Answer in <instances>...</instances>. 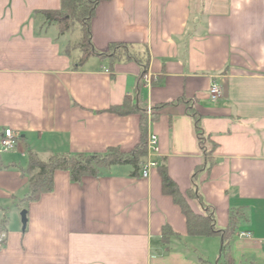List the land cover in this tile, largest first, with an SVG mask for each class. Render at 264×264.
Instances as JSON below:
<instances>
[{
	"label": "crops",
	"instance_id": "obj_1",
	"mask_svg": "<svg viewBox=\"0 0 264 264\" xmlns=\"http://www.w3.org/2000/svg\"><path fill=\"white\" fill-rule=\"evenodd\" d=\"M60 6L0 0V138L6 129L19 137L14 151L0 155V264L222 263L221 238L188 235L159 168L146 179L116 165L79 183L58 171L53 192L18 206L29 190L22 174L29 152L47 160L135 149L140 115L108 110L138 93L148 109L147 142L158 137L152 159L167 165L183 194L197 187L206 208L195 199L189 205L197 213L210 209L219 228L241 212L233 264H264V0L100 2L91 19L96 51L120 44L149 54L150 85L144 62L93 56L77 68L81 51H71L69 32L61 35L42 14ZM214 82L223 89L217 102L210 97ZM190 108L216 144L213 165L197 176L205 156ZM165 226L174 235L166 243Z\"/></svg>",
	"mask_w": 264,
	"mask_h": 264
},
{
	"label": "trees",
	"instance_id": "obj_2",
	"mask_svg": "<svg viewBox=\"0 0 264 264\" xmlns=\"http://www.w3.org/2000/svg\"><path fill=\"white\" fill-rule=\"evenodd\" d=\"M104 0H61V6L58 10L44 11L47 22L54 23L60 34L71 32L76 23L82 26L83 36L76 44L81 51V57L77 62V68L82 67L91 57H110L114 59L135 60L139 63L144 62L142 78L148 74V65L150 61L149 54L144 58L130 51L128 46L114 44L109 52L99 53L96 51L91 40V19L100 2ZM69 51V47L67 49ZM108 112L121 116H127L133 113L139 114L141 123L140 143L131 152H123L119 148H110L104 154H85V153H54L47 160L41 159L36 153H28V166L22 170L24 177L29 180L28 193L18 202V206L25 207L30 203L37 202L44 194L53 192L55 188V174L58 171H65L70 174L71 181L79 183L86 176L98 177L109 168L116 165H130L133 168L132 176H139L141 168L147 156V125L148 109L143 105L141 93L136 95L135 99L127 97L124 104L111 107ZM190 114L195 122V129L198 139L204 152L205 162L197 167L195 176L205 169L210 168L213 163V152L216 144L212 143L205 135L202 128V119L200 115L190 108ZM157 114L152 115V119H157ZM162 177L163 191L172 196L175 203L180 206L187 218L188 235L191 237H220L222 239L221 264H233L231 244L236 235L241 230L240 222L244 215L241 212L233 211L230 214V222L227 228L221 229L217 226L215 216L210 209L204 213L195 212L189 205L188 199L199 200L205 209L202 197L197 191V187H192L187 194H183L168 173L166 164L158 166ZM3 232L0 229V233ZM174 236L171 228L165 226L163 229V242L169 241ZM199 264H213L202 258Z\"/></svg>",
	"mask_w": 264,
	"mask_h": 264
},
{
	"label": "built area",
	"instance_id": "obj_3",
	"mask_svg": "<svg viewBox=\"0 0 264 264\" xmlns=\"http://www.w3.org/2000/svg\"><path fill=\"white\" fill-rule=\"evenodd\" d=\"M148 85L153 81L152 77L148 74L144 76ZM223 96L222 87L214 82L210 88V97L213 102H217ZM151 111H149L150 113ZM19 142V137L14 133L12 129H6L0 138V155L3 153L14 151ZM159 143L157 135L153 134L149 137L147 142V157L142 166L141 175L143 178H149L153 169L158 168L159 163L152 159L153 156L159 153ZM245 235V234H244ZM6 239V233H0V250L4 247Z\"/></svg>",
	"mask_w": 264,
	"mask_h": 264
},
{
	"label": "rangeland",
	"instance_id": "obj_4",
	"mask_svg": "<svg viewBox=\"0 0 264 264\" xmlns=\"http://www.w3.org/2000/svg\"><path fill=\"white\" fill-rule=\"evenodd\" d=\"M82 36H83L82 26L78 23H76L72 31L67 34V39L69 43H72L71 51L74 52L75 54L77 53L76 44L81 40ZM221 242H222V239H221Z\"/></svg>",
	"mask_w": 264,
	"mask_h": 264
},
{
	"label": "water",
	"instance_id": "obj_5",
	"mask_svg": "<svg viewBox=\"0 0 264 264\" xmlns=\"http://www.w3.org/2000/svg\"><path fill=\"white\" fill-rule=\"evenodd\" d=\"M22 220H23L24 229H25L26 224H27L26 211H23V213H22Z\"/></svg>",
	"mask_w": 264,
	"mask_h": 264
}]
</instances>
